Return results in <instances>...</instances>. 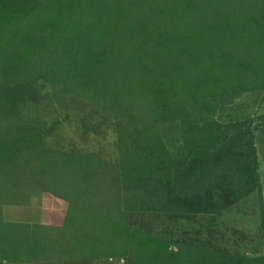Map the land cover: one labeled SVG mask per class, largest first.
Masks as SVG:
<instances>
[{
	"label": "trees",
	"instance_id": "trees-1",
	"mask_svg": "<svg viewBox=\"0 0 264 264\" xmlns=\"http://www.w3.org/2000/svg\"><path fill=\"white\" fill-rule=\"evenodd\" d=\"M261 93L264 0H0V264H264L219 228L261 191ZM40 196L59 224L4 220Z\"/></svg>",
	"mask_w": 264,
	"mask_h": 264
},
{
	"label": "rangeland",
	"instance_id": "rangeland-1",
	"mask_svg": "<svg viewBox=\"0 0 264 264\" xmlns=\"http://www.w3.org/2000/svg\"><path fill=\"white\" fill-rule=\"evenodd\" d=\"M48 104L63 113L74 114L77 107L68 101L58 102L52 95ZM61 104V105H60ZM234 111L238 116H258L264 114V93L249 94L236 101ZM108 141H101L99 146L108 148ZM256 146L260 163L261 191L252 194L237 206L225 213L219 223L222 233L235 242H227L233 253L246 252L250 255H264V133H256ZM65 204L47 196L36 197L28 207H4L3 218L7 222H24L40 224H59L62 220ZM234 232L242 234L233 235ZM243 239V240H241Z\"/></svg>",
	"mask_w": 264,
	"mask_h": 264
}]
</instances>
